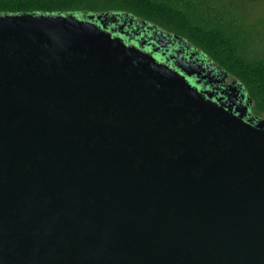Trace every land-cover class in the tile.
<instances>
[{
  "label": "water",
  "instance_id": "obj_1",
  "mask_svg": "<svg viewBox=\"0 0 264 264\" xmlns=\"http://www.w3.org/2000/svg\"><path fill=\"white\" fill-rule=\"evenodd\" d=\"M125 26L0 14V264H264V118Z\"/></svg>",
  "mask_w": 264,
  "mask_h": 264
},
{
  "label": "trees",
  "instance_id": "obj_2",
  "mask_svg": "<svg viewBox=\"0 0 264 264\" xmlns=\"http://www.w3.org/2000/svg\"><path fill=\"white\" fill-rule=\"evenodd\" d=\"M238 1L242 0H0V14L132 15L184 38L220 65L242 83L252 99V112L264 116V53L252 54L250 36L231 17Z\"/></svg>",
  "mask_w": 264,
  "mask_h": 264
},
{
  "label": "flooded vegetation",
  "instance_id": "obj_3",
  "mask_svg": "<svg viewBox=\"0 0 264 264\" xmlns=\"http://www.w3.org/2000/svg\"><path fill=\"white\" fill-rule=\"evenodd\" d=\"M124 16H126V17H123V19H131V18H134L133 16H128V15H125V14H123ZM134 19H136V18H134ZM130 21V20H129ZM136 21L137 22H142L140 19H139V21L136 19ZM150 24V23H149ZM146 24L148 27H151V25H152V27L154 26L155 28L157 27V28H159L158 26H155V25H153V24ZM126 27V28H125ZM123 29V31H129L128 32V34H130L128 37H125V40L126 41H128L127 43H129V44H134V39L133 38H140L139 40H140V42H143V38H145V36L144 35H142V33L143 32H141V34H134V32H132L133 30H132V28H128L127 26H125ZM160 29V28H159ZM158 29V30H159ZM159 31H164V33L166 34V35H168L169 36V41L166 43V44H163L161 41V48L160 47H158V46H155V49H156V51H157V53H159V54H164V56L165 57H171L170 58V61H171V63H173V62H175L176 63V56H173V55H176V54H179L178 53V50H181L182 49V52L180 53V57H187V59H189V61L191 62V64L192 65H196V64H198V65H201V67H199V71H197L196 73H193L192 74V80L191 79H189V81L190 82H193V84H196L201 90H203V92L204 91H206V90H211L213 87H212V85L211 84H207L206 82H207V80H202L201 82H199L200 80H199V76L202 74V71H203V68H204V72L205 73H211V75H218V73H219V71H221L219 68H217V66H216V64L213 62V61H211V59L210 58H208L204 53H202L199 49H197V48H195V47H193L187 40H182L181 38L182 37H175V35H172L171 33H168V32H166L165 30H162V29H160ZM144 32H146V33H149V34H151L152 33V31H144ZM141 35H142V37H141ZM130 36H131V38H130ZM167 36V37H168ZM171 36V37H170ZM148 37H150V36H147L146 37V42H145V46L143 47V50H147V45L146 44H149V39H147ZM173 37V38H172ZM175 38H176V40H175ZM129 39V40H128ZM174 40V41H173ZM178 40V41H177ZM168 43H169V45H168ZM142 45H144V43H141ZM171 44V45H170ZM176 46H175V45ZM178 44H179V46H178ZM184 44V45H183ZM186 45V46H185ZM178 46V47H177ZM182 46V47H181ZM176 47V48H175ZM187 47V48H186ZM166 50H165V49ZM170 48H172V49H169ZM179 48V49H178ZM161 49V50H160ZM187 49V50H186ZM189 49V50H188ZM167 50H169L168 52H169V54H168V52H167ZM162 51V52H161ZM189 51V52H188ZM164 52V53H163ZM187 52V53H186ZM165 54H167V55H165ZM157 57H159V56H157ZM189 57V58H188ZM202 57V58H201ZM162 58V57H161ZM174 58V59H173ZM204 58V59H203ZM192 59H194V60H192ZM164 60V59H163ZM176 60V61H175ZM192 60V61H191ZM200 61V62H199ZM199 62V63H198ZM177 64V63H176ZM204 64V65H203ZM203 65V66H202ZM209 65V66H208ZM216 69H217V71H216ZM202 70V71H201ZM215 70V71H214ZM214 71V72H213ZM201 72V73H200ZM195 75H197V76H195ZM227 78H229L228 79V81L230 82L231 81V76H226ZM198 78V79H197ZM209 82V81H208ZM202 83H203V85H202ZM204 83L206 84V87H207V89H206V87H204ZM209 85V86H208ZM211 88V89H210ZM242 92H243V90H242ZM219 95V96H218ZM222 96V91L221 90H219V91H216V93H215V95H212V99H214V100H216L217 98H219V97H221ZM244 102H245V97H244ZM236 106H234V108H235ZM248 114H250L251 115V117L253 118V124L255 123L256 124V122H257V120H258V118H263V116H259V115H256V114H254L253 112H252V110H251V107L248 109ZM249 116V115H248Z\"/></svg>",
  "mask_w": 264,
  "mask_h": 264
},
{
  "label": "bare ground",
  "instance_id": "obj_4",
  "mask_svg": "<svg viewBox=\"0 0 264 264\" xmlns=\"http://www.w3.org/2000/svg\"><path fill=\"white\" fill-rule=\"evenodd\" d=\"M123 17H126L123 15ZM111 18V17H110ZM126 20V19H125ZM130 20V21H129ZM127 19L126 21L130 22V28H132V32H134V34H141V32H144V31H152L153 32V36H155L157 39H159L163 44H166L168 41H169V36L166 35L165 33H163L162 31H159L157 28L155 27H148L146 24L142 23V22H137L136 20L134 19ZM139 21V19H137ZM126 28V27H125ZM124 30V29H123ZM129 32V31H128ZM147 35L145 36V38H143V42L141 43H144L146 42V37L147 36H151L149 33H146ZM152 34V33H151ZM142 35H144L142 33ZM141 35V37H142ZM168 36V37H167ZM160 37V38H159ZM171 37V36H170ZM131 38V36H130ZM154 38V37H153ZM173 38V37H172ZM132 39V38H131ZM134 39V38H133ZM140 39V38H139ZM148 39V38H147ZM176 40V38H175ZM174 41V40H173ZM178 41V40H177ZM147 43V42H146ZM169 45V43H168ZM171 45V44H170ZM175 45V44H174ZM177 45V44H176ZM175 45V46H176ZM184 45V44H183ZM157 46V45H155ZM154 46V47H155ZM179 46V44H178ZM177 46V47H178ZM186 46V45H185ZM182 47V46H181ZM161 48V47H160ZM176 48V47H175ZM187 48V47H186ZM157 49V48H156ZM165 49V48H164ZM169 49V48H168ZM172 49V48H170ZM169 49V50H170ZM179 49V48H178ZM161 50V49H160ZM166 50V49H165ZM167 50V52L169 51ZM187 50V49H186ZM189 50V49H188ZM162 52V51H161ZM182 52V49L181 50H178V53L179 54H176V63L180 66V68H183L185 70H187L188 72L190 73H196L197 71H199V67H201V65H192L191 62L189 61V59H187V57H180V53ZM189 52V51H188ZM164 53V52H163ZM187 53V52H186ZM169 54V52H168ZM167 55V54H165ZM170 57V56H169ZM189 58V57H188ZM202 58V57H201ZM172 59V58H171ZM174 59V58H173ZM204 59V58H203ZM194 60V59H192ZM191 60V61H192ZM200 62V61H199ZM198 62V63H199ZM204 65V64H203ZM202 65V66H203ZM209 66V65H208ZM202 68V67H201ZM202 71V70H201ZM215 71V70H214ZM213 71V72H214ZM217 71V69H216ZM201 73V72H200ZM197 76V75H195ZM198 79V78H197ZM229 78L226 77L225 73H223L222 71H219L218 75H211V73H205L204 72V68H203V71H202V74L199 76V82H201L202 80H207V84H211L212 85V89L211 90H206L204 91V93H210L211 95H215L216 91H219L221 90L222 91V96L219 97L221 102H223L225 105H229L231 108L234 106H232L233 104H235V106L238 108V109H242V111H244L243 109L245 108V103H244V96L242 95V90L235 84L233 83L232 81H228ZM209 81V82H208ZM203 85V83H202ZM209 86V85H208ZM204 87H206V84L204 83ZM207 89V87H206ZM203 91V90H202ZM219 96V95H218ZM236 102L239 104H236ZM242 105L244 107H242Z\"/></svg>",
  "mask_w": 264,
  "mask_h": 264
},
{
  "label": "rangeland",
  "instance_id": "obj_5",
  "mask_svg": "<svg viewBox=\"0 0 264 264\" xmlns=\"http://www.w3.org/2000/svg\"><path fill=\"white\" fill-rule=\"evenodd\" d=\"M232 18L242 26L250 36L248 44L252 54L261 56L264 53V0L255 4L254 0H242L235 4ZM152 37L156 38L152 35ZM160 38V37H159ZM157 39V38H156ZM256 49V50H255ZM264 118V116H263Z\"/></svg>",
  "mask_w": 264,
  "mask_h": 264
}]
</instances>
